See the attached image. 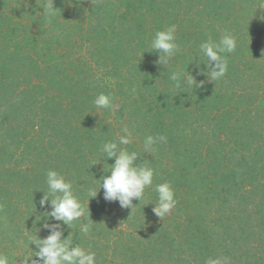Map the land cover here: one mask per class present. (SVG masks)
I'll return each mask as SVG.
<instances>
[{
    "label": "trees",
    "instance_id": "16d2710c",
    "mask_svg": "<svg viewBox=\"0 0 264 264\" xmlns=\"http://www.w3.org/2000/svg\"><path fill=\"white\" fill-rule=\"evenodd\" d=\"M45 5L56 8L51 20ZM173 24L180 50L163 67L150 45ZM225 34L237 47L224 54L226 75L209 82L199 46ZM189 72L203 87L184 84ZM101 93L111 109L95 106ZM124 126L132 143L121 147L155 170L133 209L100 190L115 162L102 146ZM158 135L167 142L144 151ZM49 170L90 202V233L81 218L64 236L95 264H264V0H0V254L9 264L33 257L34 238L55 222L40 206ZM165 182L177 204L161 220L152 209ZM89 189L100 190L91 201Z\"/></svg>",
    "mask_w": 264,
    "mask_h": 264
},
{
    "label": "clouds",
    "instance_id": "9594fccd",
    "mask_svg": "<svg viewBox=\"0 0 264 264\" xmlns=\"http://www.w3.org/2000/svg\"><path fill=\"white\" fill-rule=\"evenodd\" d=\"M43 14L51 20L55 16L56 8L45 5ZM177 26L170 25L164 30L157 31L151 41V48L159 54L157 64L163 67L169 63L175 53L180 50V45L176 42ZM237 42L231 34L222 36L219 42H214L209 38L199 46V52L207 58L206 65L208 71L201 69L200 74L205 75L209 82L217 81L224 77L228 71L226 53H233L236 50ZM183 73L173 71L170 79L175 83V87H182L181 77ZM203 81L197 82L195 77L189 72L184 84L203 87ZM135 92V89L132 90ZM97 108L111 109L113 107V97L101 93L94 100ZM122 134L116 140L107 141L103 144L101 152L108 159H114V164L110 167V175L102 177L101 189H103L104 200L109 203L118 202L123 209H133V200L141 201L145 190L152 187L155 170L142 161L137 164L139 155L137 152H129L121 145L132 143V131L128 126L121 129ZM158 142H167L166 136H147L144 140V151H154V146ZM48 192L40 200V206H50L51 211L46 212L54 223H44L43 229L49 232L44 238L37 236L32 245L36 246L33 257H25L23 264H95V253L86 251L83 247L72 246L71 233L65 238V226L72 229L81 218L87 223L81 222L79 230L87 236L94 224L91 219L89 204L87 207L81 202L73 191L71 181L55 170H49L46 176ZM99 190V192H100ZM95 189H89V197L95 199L98 193ZM157 193V203L152 209L153 213L161 220L176 206L175 191L168 182L155 186ZM132 212V211H131ZM40 231V229H39ZM0 264H9V258L0 254ZM205 264H231L228 257H209Z\"/></svg>",
    "mask_w": 264,
    "mask_h": 264
}]
</instances>
